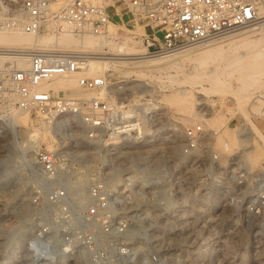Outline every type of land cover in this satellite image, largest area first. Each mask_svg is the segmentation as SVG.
Here are the masks:
<instances>
[{
  "label": "built area",
  "instance_id": "obj_1",
  "mask_svg": "<svg viewBox=\"0 0 264 264\" xmlns=\"http://www.w3.org/2000/svg\"><path fill=\"white\" fill-rule=\"evenodd\" d=\"M118 4L148 19L150 32L142 43L147 54L162 55L255 25L264 0H0V30L99 35L110 22L107 8ZM19 56L22 64L0 56V108L37 110L46 118L70 115L85 128L86 138L108 145L107 164L100 163V171L88 182L83 170L74 172L68 152L33 151L29 163L38 224L26 244L34 255L66 264H176L175 247L170 243L163 248L150 235L189 233L196 215L191 204L231 202L232 197L240 202L232 186H240L241 178L251 185L241 175L246 166L236 154L220 162L209 151L200 124L181 131L178 163L173 153L177 130L156 107L144 103L148 110L136 109L140 104L98 95L51 94L40 83L83 69L77 56L55 51ZM77 83L98 92L105 78L80 75ZM197 154L200 162L194 164ZM203 160L212 166L209 174L200 165ZM78 161L85 167V158L78 156ZM209 187L212 198L206 195ZM242 211L264 235V181L257 193L245 195Z\"/></svg>",
  "mask_w": 264,
  "mask_h": 264
},
{
  "label": "rangeland",
  "instance_id": "obj_2",
  "mask_svg": "<svg viewBox=\"0 0 264 264\" xmlns=\"http://www.w3.org/2000/svg\"><path fill=\"white\" fill-rule=\"evenodd\" d=\"M107 11L111 23L107 27L108 35L104 37L107 41L109 39L105 49L108 50V45L115 46L121 42L124 45L135 47L141 45L139 47L144 49L142 38L150 32L147 25L148 19L145 16L131 13L128 8L119 4L115 8L109 6ZM156 34L161 38V31ZM250 39L255 40L250 41L249 44L238 45V48L237 45L225 46L226 51L223 50L222 54L224 60L221 59V62L217 61V63L221 65L224 61L241 57L242 52L253 54L254 50L264 51V32L254 33ZM132 41L135 42L132 43ZM250 44L253 47L256 44L254 50H251L253 47ZM247 45L249 47H246ZM190 48L191 45L185 49ZM249 51L252 52L248 53ZM195 61H186L181 64L182 66L172 67V69L150 71V73L147 71L148 75L145 74V77L139 80L135 78L134 72H118L108 68H104L101 73L93 71L84 75L102 74L106 86L104 96L108 97L109 94V99L135 105L144 102L156 107L162 117L166 116L177 130V145L173 153L178 163L181 160L179 154L182 142L181 131L185 126L200 124L206 132L205 141L209 151L217 153L220 162L224 161L227 155L236 154L239 157V163L246 166V171L241 174L242 177H246L247 181L251 180L252 174L264 169V115L254 111L250 112L248 108L254 105L258 109L263 106V103L258 101L257 97L253 98L257 91L251 93L253 97L249 96V91L254 90L248 89L251 85H244V89L241 88L238 91L240 94L243 92V95H248L246 97L248 99H243L244 102L237 100L240 103L235 101L236 97L228 89L241 86L234 79L235 74L222 73L220 79L221 83H224H218L215 86L209 80L201 78L210 70L209 67L211 68L214 62L213 64L207 62L199 67L200 64ZM204 65H206L205 68ZM191 77L193 80H198H192V82ZM122 85H127L128 89L124 90ZM261 89L264 90V86ZM175 91L182 97L186 96L185 103H180L182 105L173 101L167 103L166 99L161 98L167 97L170 92L168 96L173 95ZM56 94L73 98H89L86 96H93L95 92L84 89L76 83L69 89L60 90ZM148 108L150 106L146 105L145 109ZM12 111L0 108V162L4 159L7 162V168L0 170V264H66L64 260L57 258L43 260L39 255H34L27 249V238L38 224L34 213L35 204L32 201L35 194V181L29 163L30 158L33 151L40 147L66 150L70 164L73 163L75 166L74 172L79 173V169L83 170L84 178L88 182L100 171V163L107 164L108 153L105 151L108 150V145L97 144L86 138L85 128L70 115L46 118L37 110L22 112L28 115V121L25 125H20L13 123L14 121L9 117ZM247 118L255 127L251 126L250 122L247 123ZM252 127L257 129L260 132L257 133L263 137L256 135L254 132L257 130H253ZM241 128L248 130L249 138L239 140V143H229V138L226 137L228 132L239 138L242 133ZM224 142H228L229 151L225 150L227 146L223 145ZM205 155L208 157L207 153ZM78 156L85 158V167L77 165ZM200 157L198 154L193 156V163L200 162ZM203 161L204 164L200 165L204 166L209 174L212 166L209 160ZM240 181V186L231 188V190H238L240 202L236 200V197H232L231 202L215 200H209L204 204L194 202V205L191 204V210L196 215L193 218L195 223L190 227L191 232L175 236L150 235V238L167 249L171 243L177 253L176 264H264V235L258 232L256 220L244 216L242 211L243 199L251 191V186L245 184L242 178ZM210 188L206 194L208 198L215 195ZM201 211H203L202 215H198ZM137 243L139 244L138 241ZM168 252L169 250H166V254Z\"/></svg>",
  "mask_w": 264,
  "mask_h": 264
},
{
  "label": "bare ground",
  "instance_id": "obj_3",
  "mask_svg": "<svg viewBox=\"0 0 264 264\" xmlns=\"http://www.w3.org/2000/svg\"><path fill=\"white\" fill-rule=\"evenodd\" d=\"M260 12L261 14H260V18L258 22L253 26L247 27L242 30L234 31L233 33L230 32V33H227L221 36L214 37L207 41H203V42L191 45L190 49H185V48H188V47H185L183 49L177 50L178 52L174 51L173 53L170 52V53H166L162 55L147 54L145 44L143 43L142 44H143L144 49L139 47L141 45H139L138 47L129 46L128 44L124 45V43L120 41L121 44L119 43V45H117L116 43H115L116 44L115 46L108 45V50H107L105 49V46L107 45L106 42H109V39L107 41V39L104 38L108 35L107 30L105 33L99 34V35H94V34L74 35L70 33H63V34L56 36V35H50V34L31 35L28 33H24L20 30L11 29V30H0V56L5 58L8 61H12L16 59L18 64H22L24 62L23 57H20L19 54L28 53L30 51H55V52L63 53L68 56H77L79 62L84 67L83 69L75 71L67 75L54 76L50 78L49 80L42 81L40 83V88L48 90L49 92H51V94H56L60 90L62 91L65 89H69L70 87L76 85L79 74L84 75L87 73H92L93 71L101 73V71L104 68L117 70L118 72H121V71L134 72L136 75L135 78L139 80L143 76L145 77V74L148 75L147 71H149L150 73V71L164 70L167 68L172 69V67H179V65H181L182 63H185L186 61L188 62L191 60H194V61L196 60L195 62H198L200 64L199 67L204 63L211 62V64H213L214 62V64L211 65L212 66L211 68L208 66L210 70H208L207 73L203 74L201 78L204 80H209L211 84L216 86L218 83L219 84L224 83V82L221 83V79H220L222 77L221 76L222 73L224 74L226 73L230 75L235 74L234 79H236L238 83H240V85L242 86V87L234 86V88H231V87L228 88L231 91V93L236 97L235 101L240 100L244 102L243 99L248 97V95L246 96L243 95V92H241L242 94L241 95L240 93H238V91L241 88H243L244 85H251L250 86L251 88L248 87V89H254V90H251L252 92L248 90L249 96L250 95L252 96L251 93H253L254 91H257L256 92L257 94L253 95L254 97L253 96L252 97L253 98L257 97V100L258 101L260 100L261 103H263V106L257 109L256 108L257 106L254 107V105H251L250 108H248V110L250 112L254 111V112L259 113L260 115H264V90L261 89V87L264 86V51L262 52L256 51L254 50L256 44L254 47L251 46L250 44V46L253 47V49L251 50L255 51V52L253 51L254 52L253 54L251 53L252 51L248 52L251 54H245V52L244 53L242 52L243 55H241V57L240 56L237 58L233 57L234 59L224 61V63H221V65L217 63V61L221 62V59H223L222 54H223V50L225 49L224 48L225 46H233V45L236 46L237 45V48H238V45L240 46L241 44L243 45L249 44V42L251 41L250 38L252 35H254V33L260 32L262 34V32H264V4H262V6L260 7ZM110 23L111 22H109V24ZM134 42L135 41H132V43ZM246 47H249V45H247ZM227 49L229 50V48ZM205 67L206 65H204V68ZM94 75L96 76V75H102V74H94ZM192 77L195 78L196 76H192ZM193 78L191 79V81L193 80ZM196 80H193V81H196ZM223 87L224 86H222V88ZM105 88L106 86L104 85L100 89V91L95 92L94 95H98L99 97L102 95L103 96L106 95ZM126 88L128 89L127 85L123 86L124 90H126ZM181 91L184 92V90H181ZM168 94H167V97L165 98L161 97V95L159 96V94H157V96L163 98L164 100L166 99L167 103L170 101H173L176 104L185 103L184 101L186 100V96L182 97L180 96V94L178 95V92L176 93V95L173 94V95L168 96ZM82 95L84 96V93ZM164 96H166V94ZM86 97H92V96L87 95ZM108 97H110V95ZM110 100H113V99L110 98ZM143 103H138L140 105L136 106V109H142V108L145 109L144 105L143 107L141 106ZM148 109H145V110H148ZM11 110L13 111L10 113L9 117L14 121L13 123L16 122L20 125H25L27 123L28 115L26 113H22L23 111H20L18 109H11ZM246 121L247 123L250 122L248 118ZM249 124L251 125L252 123L250 122ZM251 126L255 127L253 124ZM254 129L255 128H253V130ZM241 131L242 133L239 138L236 137L235 134H232V133L230 134L228 132V136L226 137L229 138V143L231 144L236 143V142L239 143V140H246L249 138V132L246 128H241ZM257 132L258 130L255 131L254 133H256V135L258 136H262L261 134H258L260 132L258 133ZM223 145L224 146L226 145L227 147H225V150L228 149L229 151L230 148H228L229 147L228 142H224ZM76 160H78V158ZM158 163H160V160L158 161ZM6 168H7V162L4 159L0 162V170L6 169ZM251 177H252L251 185H250L251 191L249 192V194H254V193H257L260 185L264 181V169L252 174ZM258 232L262 233L260 228L258 229Z\"/></svg>",
  "mask_w": 264,
  "mask_h": 264
}]
</instances>
